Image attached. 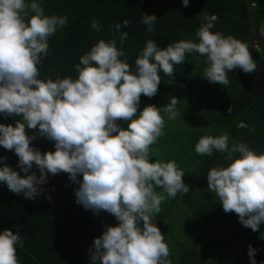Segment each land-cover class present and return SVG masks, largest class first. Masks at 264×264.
Masks as SVG:
<instances>
[{"label": "clouds", "instance_id": "9594fccd", "mask_svg": "<svg viewBox=\"0 0 264 264\" xmlns=\"http://www.w3.org/2000/svg\"><path fill=\"white\" fill-rule=\"evenodd\" d=\"M183 5L188 7L189 0H183ZM157 19L145 14L140 23L153 32ZM207 19L196 33L198 43L181 40L161 49L148 40L135 60V73L116 40L101 39L75 65L78 78L45 81L39 78L38 66L48 55L49 38L67 26L68 17L45 15L35 0H0V115L20 117L15 126L0 124V146L15 152L24 173L21 176L4 163L6 157H0V183L35 200L44 195L41 186L48 183L49 174H67L79 185L74 193L77 204L97 215L107 212L118 222L94 239L92 264H172L170 248L153 216L160 213L163 201L186 195L190 187L176 161H150L152 146L164 134L161 110L169 120L179 118V100L173 97L163 109L149 105L140 111L141 96L158 94L161 72L175 79L174 66L183 64L186 54L207 57L203 77L225 87L230 71L255 73L257 69L248 46L231 35L213 33L218 17ZM128 25L124 20L115 25V31ZM92 27L100 26L93 20ZM127 38V32H120L121 45ZM120 121H130L127 129ZM238 127L248 126L242 122ZM37 137L54 143L55 151L42 153L32 147ZM195 151L207 157L220 153L230 161L226 167L209 170L208 191L225 213H235L245 228L259 232L264 223V153L245 143L230 145L227 134L201 137ZM259 238L264 240V233ZM17 244L23 246L19 233L4 230L0 234V264H19ZM248 247L251 264H257V250Z\"/></svg>", "mask_w": 264, "mask_h": 264}, {"label": "trees", "instance_id": "16d2710c", "mask_svg": "<svg viewBox=\"0 0 264 264\" xmlns=\"http://www.w3.org/2000/svg\"><path fill=\"white\" fill-rule=\"evenodd\" d=\"M33 2V0H27ZM40 3L47 16H67L68 24L58 29L55 35L48 40L49 52L43 58L40 68V77L43 80L72 77L78 78L75 65L80 57L88 53L101 39L109 42L116 40L118 49H122L127 57L133 73L136 72L135 60L146 46L148 40H153L161 49L169 44L181 40L199 42L196 35L200 27L208 22L211 16L218 17L213 22V33L219 32L224 36L231 35L248 46L253 60L257 64L255 73H245L242 69H235L228 73L229 85L225 87L219 83H204L195 87L194 91L186 92V83H194L199 75L198 70L204 73L207 67V57L197 53L186 54V60L181 65H175L173 77L161 75V84L158 94L153 98L141 96L140 111L149 105L161 107L170 103L173 97L179 100L177 109L180 117L169 120L161 110L166 124L163 136L154 145L155 149L163 148L161 143L169 140L173 149L185 148L191 152V159L199 162V188L203 191L199 196L200 203H195L193 195L189 194L181 199L167 198L161 204L159 214L153 216V221L165 236V242L170 248L169 259L175 264H211L208 254L205 256L198 250L197 244L190 246L187 241L171 239L174 229L178 226L177 220H184L185 213L206 221V210L211 214V205L217 201L214 193L208 191L207 175L212 167L228 166L230 161L220 153L213 157L200 156L195 151V145L203 136L219 137L227 134L229 144L245 143L252 150L264 153V0H189V6L183 5V0H35ZM34 15V13H32ZM145 14L156 15L158 18L154 31L148 32L147 25L140 23ZM93 20L98 22L99 29L92 27ZM129 21L127 27L120 32H127L128 38L121 45L120 32L115 31L116 24ZM123 60L124 57H121ZM206 88V89H205ZM231 108V112H229ZM197 113L202 117V123H188L183 128L182 118L186 114ZM20 117L0 115V124L15 126ZM247 128L238 127L241 123ZM29 135H35L29 131ZM163 140V141H162ZM32 147L42 153L55 151L54 143L46 138L37 137ZM180 147H182L180 149ZM189 152V153H190ZM239 154H237L238 158ZM0 157L13 170L24 173L18 167L19 158L14 151H8L0 146ZM156 160L152 156L150 162ZM3 166V162H0ZM39 176V170L33 167ZM194 170L189 182L198 173ZM30 174V173H29ZM82 181V176L79 177ZM67 185V187H66ZM44 195L35 200H29L23 194L11 192L6 184L0 183V234L4 230L19 233L23 239V246L16 245L19 264H92L90 251L94 252V239L103 235L107 226H117L118 222L111 214L101 211L98 215L86 210L76 203L75 190L79 185L70 181L67 174L56 176L49 174L48 183L41 186ZM52 189H55L54 191ZM158 192L162 189L157 188ZM200 191V192H201ZM50 196L51 200L46 197ZM222 207V204H221ZM220 207V208H221ZM213 210V209H212ZM214 211L211 215H214ZM211 219H213L211 217ZM230 224V222H228ZM200 226L201 223L197 222ZM228 226V225H226ZM224 223L220 230L223 237L220 240L230 241L229 232ZM229 227V226H228ZM236 239L246 233L243 227L230 226ZM203 229V228H202ZM264 230V223L260 225ZM187 230V227L182 230ZM251 230V229H250ZM200 230H197V233ZM202 233V231H201ZM260 237V235H259ZM258 237L257 241L264 258V241ZM209 244V243H208ZM175 261V262H174ZM259 264H264L261 259Z\"/></svg>", "mask_w": 264, "mask_h": 264}, {"label": "rangeland", "instance_id": "374dc122", "mask_svg": "<svg viewBox=\"0 0 264 264\" xmlns=\"http://www.w3.org/2000/svg\"><path fill=\"white\" fill-rule=\"evenodd\" d=\"M203 71V70H201ZM200 70H198L199 75H197V79L195 80L194 83H186L185 86V94L186 92L189 94V92L194 91L195 87L199 84L201 87V84L204 83L202 81H206V78H204V73H202ZM206 89V88H205ZM186 114L183 115L182 118V125L183 128L188 127V123L193 122V123H202V117L199 116L197 113L190 114L185 110ZM121 127L124 129H127L128 123L130 121L125 122V121H120L119 122ZM163 141V140H162ZM159 143V142H157ZM172 142L169 140H166V142L161 143V147L163 148H157L155 149L154 145L152 146L154 149V156L158 159L164 158V162H169V161H176L177 164L179 165L180 169H182L185 173L184 176V183L186 180L189 179L191 173L194 170L199 169V162L194 160V162L189 159L191 157V152L186 150L185 148L181 149L178 151V149H173V152H170V147ZM190 152V153H189ZM201 177V174L196 173V175L189 181L186 182L185 184L190 187V191L186 194H194L193 198L195 203H200L199 201V196L203 195V191L197 192L199 188V179ZM186 195H179L178 199H181L180 202L184 201V197ZM199 195V196H198ZM163 203H166L164 201ZM162 203V204H163ZM212 209L210 208L211 214L214 211V215L208 214L207 210L204 215L207 218L206 221L204 219L196 218L194 217V213L192 214H187L185 213V210L182 212L184 214V220L179 219L177 220L178 226L176 227L178 230L176 231L174 229L173 235L171 236V239H177L179 237L180 240L187 241V243L190 244V246H193L197 244L198 250L200 251V254L202 253L204 256L208 254V257L211 261V264H251L250 257L248 255L249 251V245H252L256 250V261L257 264L261 262V259L263 257V254H261V249L259 247V243L257 241L259 235L261 233H264L263 229H259V232H253L250 230V228H245L240 222H239V217L235 213H225L223 210V207H221V204H218L217 201L214 202L213 205H211ZM221 207V208H220ZM211 217L213 219H211ZM197 222H200L201 225L198 226ZM230 222V224H228ZM224 223L226 226L227 231L229 234L228 236L232 238H227L230 239L226 243V241L220 240V237H223V231L220 230L221 225ZM239 225L240 228L243 227V229L246 230V233L242 235V238L236 239V236H233L230 231L232 230V227L230 226H237ZM142 222H141V227H142ZM187 227V230L183 231L184 228ZM203 228V229H202ZM197 230H200L197 233ZM202 231V233H201ZM264 241V240H263ZM209 243V244H208ZM175 262V261H174ZM178 263V262H177ZM175 262V264H177ZM172 264H174L172 262Z\"/></svg>", "mask_w": 264, "mask_h": 264}]
</instances>
